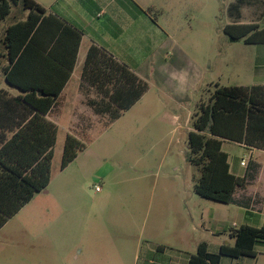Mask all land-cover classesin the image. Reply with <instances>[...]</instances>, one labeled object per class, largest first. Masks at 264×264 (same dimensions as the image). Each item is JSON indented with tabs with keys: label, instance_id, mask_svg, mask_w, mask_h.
Instances as JSON below:
<instances>
[{
	"label": "rangeland",
	"instance_id": "1",
	"mask_svg": "<svg viewBox=\"0 0 264 264\" xmlns=\"http://www.w3.org/2000/svg\"><path fill=\"white\" fill-rule=\"evenodd\" d=\"M235 1L159 0L178 18L170 21L169 34L199 67L196 88L179 107L169 86L174 81L168 85V76H149L141 101L107 130L100 128L107 115L80 106L93 128L85 149L61 169L64 140L59 135L47 188L0 229V264H133L126 249L162 228L183 236L188 252L200 240L212 252L227 243L228 229L216 237L198 227L201 215L222 214L228 207L195 194L199 171L186 161V144L195 106L207 101L215 84L248 86L264 74V59H258L264 58V44L232 41L223 31L236 20L227 10ZM240 6L239 22L264 27V0H242ZM12 15L17 13L7 23L15 21ZM173 58L171 46L164 55L170 71ZM223 151L231 163L240 157L250 161L236 146L225 144ZM227 216L229 224L239 223L237 211L231 220ZM256 264H264V255L258 254Z\"/></svg>",
	"mask_w": 264,
	"mask_h": 264
},
{
	"label": "trees",
	"instance_id": "2",
	"mask_svg": "<svg viewBox=\"0 0 264 264\" xmlns=\"http://www.w3.org/2000/svg\"><path fill=\"white\" fill-rule=\"evenodd\" d=\"M241 3L242 0H236L227 7L229 14L236 20L226 24L223 31L232 41L243 39L247 44H264V27L238 21ZM11 6H19L28 12L25 20L16 21L5 29L2 39L5 52L0 51V58L5 56L9 61L4 69L6 83L22 93V96L10 99L15 107L19 102L25 104L26 108L20 112V118L30 119L24 130L12 133L13 128L8 126L9 136L4 135L3 112L19 113L6 99L7 92L0 90V229L35 193L45 190L49 184L56 128L48 124V134L43 137L38 122L44 120L43 115L59 97L72 66L59 88L38 86L31 82L32 78H24L27 79L24 81L17 75L18 68H22L24 62L33 59L35 55L46 54L47 60H56L51 50H45L46 45L41 50L38 44L44 35V28L50 22H55L51 24H56V29L49 36L46 35L48 46L57 37L63 40L70 35L74 38L72 65L81 38L78 31L50 15L46 16L45 10L33 0H0V22L10 13ZM82 78H99L104 84L113 83V88H79L85 94L86 103L93 113L107 115L104 128L116 121L148 90L145 81L95 46L88 49ZM91 90L102 97L89 98L87 92ZM211 118L210 130L207 131ZM192 129L187 136L186 161L199 171L193 191L202 198L228 204L232 201L235 189L244 185L245 178L235 176L230 171L228 155L222 150V143L232 141L253 147L264 145V86L216 85L207 101L198 104L192 116ZM83 149L84 143L67 135L63 143L61 169L71 163ZM229 236L234 240L233 245L222 244L216 253L208 251L206 242H200L195 253L189 256L187 264H220L222 256L254 257L255 247L264 243V226L256 228L241 225L232 229Z\"/></svg>",
	"mask_w": 264,
	"mask_h": 264
},
{
	"label": "crops",
	"instance_id": "3",
	"mask_svg": "<svg viewBox=\"0 0 264 264\" xmlns=\"http://www.w3.org/2000/svg\"><path fill=\"white\" fill-rule=\"evenodd\" d=\"M33 1L45 10L46 16L50 15L69 28L78 31L81 37L72 65L75 49L74 38L68 35L61 40L57 37L50 41L48 46L45 39L56 29V24H51L55 22H50L44 28V35L40 38L38 44L41 50L46 45L45 50H51L56 60L53 61L51 58L47 60L46 54L35 55L33 59L26 60L25 65L18 68L17 71L18 77L23 78L24 81L27 80L24 78H32L31 82L38 86L47 85L44 87L59 88L68 69L72 66L59 97L48 112L43 115L44 120L38 122L39 129L43 130V137L48 134V124L55 126V145L61 133L63 134V140L67 135H72L82 143L86 142L90 131L93 129L88 124L87 120L89 118L85 116L84 111L79 109L80 106L91 109L86 103L85 94L79 88H113V83L104 84L99 78H82L84 61L90 46L102 50L143 81L147 80L149 76H168L171 71L164 61V55L173 46V70L185 69L190 77L189 85L183 91L177 89L175 82L169 85L170 79H165L172 88L175 96L174 100L177 101L179 107L186 100V94L196 88L200 74L199 67L192 56L180 45L179 41L173 38V35H170L171 33L169 34L170 21L175 22L178 18L173 17L165 5L159 6V0ZM13 12L17 13V15H12L11 18L15 21L7 23ZM27 12V10H21L19 6H11L10 13L0 22L1 52H5L2 44L5 29L16 21L25 20ZM241 23L247 24V22ZM258 59L260 63L264 58H261L260 55ZM8 64L9 61L5 56L0 58V90L7 92L6 99H9L12 108H16L19 115L10 114L4 110L2 131L7 137L9 136L8 126L13 128L12 133L24 130L30 119L29 117L20 118V112L26 108L25 104L19 102L15 107L13 100L10 99V97L22 96V93L9 86L5 81L4 69ZM255 79L256 81L248 86L242 87L264 86V74H259ZM216 85L218 84L214 86ZM91 92L93 93L91 94ZM87 94L91 99L102 97L93 90L88 91ZM143 97L144 95L132 107L124 111L111 126L133 110ZM199 103H201V99ZM8 116H11V118ZM173 118L178 122L181 116L175 115ZM183 124V127H185V121ZM110 127L106 128L109 129ZM100 128L101 130H107L103 127V124ZM187 130L188 134L193 129L187 127ZM225 144L240 148L243 155L248 156L250 161L247 163L243 157H240L234 158L231 163L228 153L224 151L228 155L230 171L235 176L245 178V183L235 189L232 201L226 204L228 210L222 212V214L215 211L208 218L203 215L200 216L199 229L209 231L212 236L216 237L223 236L228 230L230 232L241 225L256 228L264 226V145L253 147L232 141H224L222 150ZM55 145L53 147V157ZM242 161L244 165H241ZM254 162V165H250ZM235 211L239 213V223L233 221L229 224L227 215L230 214L229 218L231 220ZM226 229L228 230L226 231ZM200 242H206L208 251L211 253L218 252L222 245V243L219 244L216 251L212 252L209 249L208 242L200 240L195 243L194 251L188 252L185 249L186 241L183 236L176 234L172 228L167 230L162 228L160 233L148 236V239H144L142 243L140 239L135 240L134 246L131 245L126 250L129 251L133 264H187L189 256L195 253ZM233 243L234 240L229 236L226 244L233 245ZM120 253L118 250L115 252L117 261ZM255 253L254 257L230 258L222 256L220 264H256L258 254L264 255V243L255 247Z\"/></svg>",
	"mask_w": 264,
	"mask_h": 264
},
{
	"label": "clouds",
	"instance_id": "4",
	"mask_svg": "<svg viewBox=\"0 0 264 264\" xmlns=\"http://www.w3.org/2000/svg\"><path fill=\"white\" fill-rule=\"evenodd\" d=\"M171 81H174L179 91L185 90L190 81L189 73L185 69L173 70L168 73Z\"/></svg>",
	"mask_w": 264,
	"mask_h": 264
},
{
	"label": "water",
	"instance_id": "5",
	"mask_svg": "<svg viewBox=\"0 0 264 264\" xmlns=\"http://www.w3.org/2000/svg\"><path fill=\"white\" fill-rule=\"evenodd\" d=\"M211 122H212V118L210 119V121L208 122V125H207V131L210 130V125H211Z\"/></svg>",
	"mask_w": 264,
	"mask_h": 264
},
{
	"label": "built area",
	"instance_id": "6",
	"mask_svg": "<svg viewBox=\"0 0 264 264\" xmlns=\"http://www.w3.org/2000/svg\"><path fill=\"white\" fill-rule=\"evenodd\" d=\"M241 165H244V162L243 161L241 162ZM95 191H100V188L96 186L95 187Z\"/></svg>",
	"mask_w": 264,
	"mask_h": 264
}]
</instances>
